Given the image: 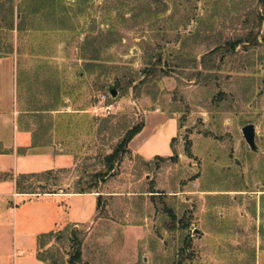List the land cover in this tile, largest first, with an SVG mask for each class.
Listing matches in <instances>:
<instances>
[{
    "label": "rangeland",
    "instance_id": "rangeland-1",
    "mask_svg": "<svg viewBox=\"0 0 264 264\" xmlns=\"http://www.w3.org/2000/svg\"><path fill=\"white\" fill-rule=\"evenodd\" d=\"M64 4L27 31L21 57L48 63L42 77L58 78L69 109L59 140L77 164L60 187H87L124 133L143 128L96 185L102 206L86 232L68 225L41 251L71 264L75 232L92 264H264L262 0ZM24 79L20 68L18 103ZM249 123L257 151L242 133Z\"/></svg>",
    "mask_w": 264,
    "mask_h": 264
},
{
    "label": "crops",
    "instance_id": "crops-1",
    "mask_svg": "<svg viewBox=\"0 0 264 264\" xmlns=\"http://www.w3.org/2000/svg\"><path fill=\"white\" fill-rule=\"evenodd\" d=\"M27 33L18 36L14 32V52L0 57V264H48L37 254L39 236L68 225L85 227L86 232V225L94 222L98 212L100 193L95 190L79 192L54 186L51 192L37 189L26 193L17 189L16 177L20 174L72 170L77 164L75 154L59 140L60 113L61 118L69 117V109L59 107L58 78L42 77L41 69L48 63L21 58L25 56L22 40ZM20 68L26 79L18 103L16 73ZM62 99L68 101V97ZM166 123L174 125L166 133L170 140L176 123L173 119ZM137 152L145 155L141 149ZM6 173L13 177H5ZM82 257L92 264L86 259V236Z\"/></svg>",
    "mask_w": 264,
    "mask_h": 264
},
{
    "label": "trees",
    "instance_id": "trees-1",
    "mask_svg": "<svg viewBox=\"0 0 264 264\" xmlns=\"http://www.w3.org/2000/svg\"><path fill=\"white\" fill-rule=\"evenodd\" d=\"M262 2L264 4V0H262ZM64 7V0H0V57L10 55L14 52V32H17L19 36L23 32L40 29L38 20L44 18L46 22L51 21V16L55 14L56 10L58 8L62 10ZM237 43L238 41L230 43L231 48H235ZM92 58H95V56H92ZM142 128V124H136L129 128L114 150L104 156V167L93 174V182L85 188H78L76 191H93L98 182L104 181L110 176L115 169L116 163L120 161L122 156L127 152L129 143L141 132ZM174 139L175 137L171 139V145ZM157 157L162 158V156ZM70 170L71 169H59L40 173L20 174L16 177V186L19 192L34 193L37 189H40V192L46 190L51 192L56 189L54 186L60 188L58 184L60 179L59 174ZM4 176L13 177L12 174L8 173L4 174ZM76 185H78V183H76ZM101 206L102 195L99 194L97 198L98 209ZM261 234L264 236L263 230H261ZM53 236H55V232H49L39 236L40 249L37 254L40 259L46 261L48 264H58V260L54 255L48 256L41 251V248L46 244V240ZM70 240L72 242V253L68 258V262L71 264H89L82 258L81 240L75 232L72 234ZM49 259H51L50 262Z\"/></svg>",
    "mask_w": 264,
    "mask_h": 264
},
{
    "label": "water",
    "instance_id": "water-1",
    "mask_svg": "<svg viewBox=\"0 0 264 264\" xmlns=\"http://www.w3.org/2000/svg\"><path fill=\"white\" fill-rule=\"evenodd\" d=\"M109 91L111 92L112 95L116 94V90L114 89L113 86L109 87ZM242 133L250 149L253 151H257L258 146L256 144V139H255L256 132H255L254 124L249 123L243 126Z\"/></svg>",
    "mask_w": 264,
    "mask_h": 264
}]
</instances>
